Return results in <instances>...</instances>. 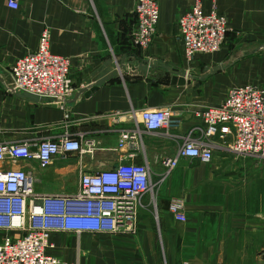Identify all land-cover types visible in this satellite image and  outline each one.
<instances>
[{"label": "crops", "instance_id": "obj_1", "mask_svg": "<svg viewBox=\"0 0 264 264\" xmlns=\"http://www.w3.org/2000/svg\"><path fill=\"white\" fill-rule=\"evenodd\" d=\"M156 1L157 34L143 50L132 38L134 0H22L17 11L0 0V143L81 140L85 134L82 141L95 144L92 153L59 156L46 169L36 161L0 169L28 172L41 196L76 194L82 174L112 169L121 160L147 163L159 182L161 162L175 158L181 137L199 125L192 109L219 106L234 88L264 91V0H217V12L229 21L227 40L218 53L192 62L178 19L193 0ZM202 7L211 13L212 0H203ZM45 29L51 32V52L72 62L76 93L65 110L35 104L11 88L12 66L38 51ZM141 62L149 64L147 74L137 68ZM173 70L186 73L185 86L172 85ZM101 80L107 81L96 94L75 100ZM167 107L176 114L170 135H145L142 149L118 151L120 131L141 126L142 112ZM116 112L124 115L114 120ZM156 193L157 211L144 200L131 232L56 231L50 253L65 264H162L161 258L165 264H264V164L220 152L207 165L181 159ZM173 199L184 201L186 223L169 213ZM8 235L20 236L0 230V245Z\"/></svg>", "mask_w": 264, "mask_h": 264}, {"label": "built area", "instance_id": "obj_2", "mask_svg": "<svg viewBox=\"0 0 264 264\" xmlns=\"http://www.w3.org/2000/svg\"><path fill=\"white\" fill-rule=\"evenodd\" d=\"M22 0H8V8L19 10ZM136 28L134 44L146 50L152 43L160 19L156 0H134ZM211 13L203 11V0H193L191 10L179 17L178 26L185 56H210L221 51L230 32L228 19L217 12L212 0ZM72 62L51 52V32L45 29L38 51L18 60L11 69V88L17 93L39 97L47 105L65 110L76 89L71 81ZM199 123L181 137L175 158L161 162L164 175L158 182L146 164L119 161L112 169L82 174L79 191L73 195H39L34 179L26 171L0 169V230L18 232L8 235L0 245V264H65L50 251L53 232L118 233L131 232L144 199L155 194L160 185L178 169L181 159L210 164L215 153H229L241 159L264 164V91L255 87L234 88L216 107L192 109ZM124 114L114 113V120ZM133 114V119L134 120ZM141 126L119 132L118 151L140 150L145 135H170L175 111L167 107L140 114ZM67 118H69L67 116ZM233 136L228 141V136ZM60 138L0 143V164L36 161L48 168L55 158L92 153L94 141ZM86 147V148H85ZM154 208L157 211L155 201ZM169 213L178 223H186L185 203L173 199Z\"/></svg>", "mask_w": 264, "mask_h": 264}, {"label": "water", "instance_id": "obj_3", "mask_svg": "<svg viewBox=\"0 0 264 264\" xmlns=\"http://www.w3.org/2000/svg\"><path fill=\"white\" fill-rule=\"evenodd\" d=\"M153 66L158 67L162 66L160 63H154ZM140 71H143L145 74H147L148 70L150 69V66L147 62H141L138 67ZM167 68V66H165ZM173 77H172V85L173 86H185L186 85V78L187 75L185 72H179L177 70H173L172 72ZM114 76L109 78L108 80L112 79ZM107 80H101L98 82L96 85H94L91 88L88 89H83L81 90L76 96L75 100L81 98L82 100L89 99L91 96L96 94L99 89L104 86ZM22 98L27 99L35 104H42L45 101H42L39 97L31 95V94H26V93H18ZM54 108H57L56 106H53Z\"/></svg>", "mask_w": 264, "mask_h": 264}, {"label": "rangeland", "instance_id": "obj_4", "mask_svg": "<svg viewBox=\"0 0 264 264\" xmlns=\"http://www.w3.org/2000/svg\"><path fill=\"white\" fill-rule=\"evenodd\" d=\"M156 192H155V194H149V195H147L146 197H145V201H148L149 202V204H150V207H151V209L155 212V210H154V203H155V201H156V199H157V196H156ZM153 207V208H152ZM161 263L162 264H165V262L162 260V258H161Z\"/></svg>", "mask_w": 264, "mask_h": 264}]
</instances>
